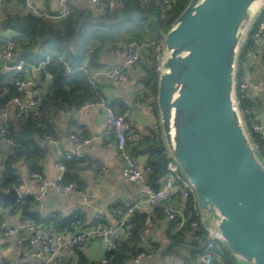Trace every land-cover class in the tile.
<instances>
[{
	"label": "water",
	"instance_id": "water-1",
	"mask_svg": "<svg viewBox=\"0 0 264 264\" xmlns=\"http://www.w3.org/2000/svg\"><path fill=\"white\" fill-rule=\"evenodd\" d=\"M264 0H189L163 34L156 103L166 148L210 237L264 264V157L236 98L241 47ZM14 204L15 187L0 193Z\"/></svg>",
	"mask_w": 264,
	"mask_h": 264
},
{
	"label": "trees",
	"instance_id": "trees-1",
	"mask_svg": "<svg viewBox=\"0 0 264 264\" xmlns=\"http://www.w3.org/2000/svg\"><path fill=\"white\" fill-rule=\"evenodd\" d=\"M188 2L189 0H179L168 7L165 3L163 6H157L154 0L147 4H142L140 0H123V5L113 11L108 9L105 0L98 6L82 9L71 3L72 11L65 18L48 19L31 12H13L8 13L0 21V32L11 30V38L16 45L15 56L9 63L14 66L21 60L25 61L24 70H17L15 67L6 70L4 60L0 59V113L12 104L11 100L15 96L20 95L16 81L23 77L25 68L32 65L39 66L42 63L40 66L42 81H46L47 73L52 75L44 87L46 91L42 97L39 113L27 112L19 118L18 129L9 127L16 143L10 155L1 163L0 193L20 185L24 174L20 168L21 165L27 169L28 174L31 171L42 174L40 160L44 155V148L38 142V138L47 134L49 136L53 132L51 117L54 114L64 112L69 107H82L88 99L103 98L100 86L94 88L88 82L87 74L78 69L82 63L88 60L90 68L99 67L103 65L104 52H108L111 48H120L129 40L163 39V34ZM253 25L255 26V22ZM255 50L256 46L251 39L250 30L239 55L238 80L243 77L242 65L245 59L251 51ZM4 51L5 43L1 42L0 54ZM140 60H142L144 73L138 81L151 92L153 111L158 117L156 103L158 61L152 49L144 52ZM67 68H70L71 72H68ZM5 89L7 91L3 93ZM239 106L242 110L249 106L247 99L240 100ZM251 138L261 152V136L251 132ZM129 144L131 148L127 150L132 158L136 159L141 154L147 155L146 162L151 166L148 183L158 188L166 173V164L169 159L160 125L158 131L151 128V134L142 140L130 141ZM64 162L67 167L66 181L74 182L79 188L78 170L82 168L83 160L73 157ZM3 204L9 205L0 198V205ZM37 204L36 196L31 194L14 205L22 211L23 215L35 219L39 215L32 210ZM183 207L185 214L189 211L193 212L192 219H197L199 226L192 232L191 230L174 232V226L180 219L179 211H176L175 219L170 220L168 224V238L171 240L169 249L172 250L173 245L189 246L193 257L198 250L203 249L210 232L200 219L194 196L190 197ZM134 217L130 238L123 240L114 252L106 254L111 257L110 264H128L135 253L148 250L141 241L145 213L138 211ZM164 218H166L164 205L159 204L155 210L154 222L155 219ZM78 220L83 221L79 215H76L65 219L58 217L52 222L59 231H74L80 226L77 223ZM190 233L193 238L188 239ZM223 247L227 252L223 258L224 264H241L227 247L224 245ZM169 249L166 251H170ZM77 254V264H96L93 261L89 262L80 249L77 250ZM180 257L184 264H192V259L184 253H181ZM218 262V259L213 257L210 264H218ZM98 264L103 263L98 262Z\"/></svg>",
	"mask_w": 264,
	"mask_h": 264
},
{
	"label": "built area",
	"instance_id": "built-area-1",
	"mask_svg": "<svg viewBox=\"0 0 264 264\" xmlns=\"http://www.w3.org/2000/svg\"><path fill=\"white\" fill-rule=\"evenodd\" d=\"M6 0H0V5ZM92 6H98L102 4L104 0H90ZM107 7L110 11L115 10L123 5V0H105ZM152 0H140L142 4H147ZM157 6H163L167 4L171 7L172 3L179 0H154ZM24 7L31 10V12L37 16L48 19H61L67 17L72 11L71 0H61L60 8L54 12L45 11L34 7L32 0H23ZM255 22V26L253 23ZM251 30V39L255 46H260L264 41V4L255 16L249 30ZM247 33V35H248ZM246 35V36H247ZM5 43V51L0 54V59L4 60V68L10 69L12 66L9 62L13 61L15 56V42L12 38H8L0 34V43ZM148 49H152L155 55V59L160 62L162 55L165 51L164 39L147 38L145 40H129L122 44L120 48H111L109 52L116 54L122 62V66H99L90 68L88 66V60L78 68L87 74L88 82L94 87L98 88L102 80L111 81H126L128 75L126 67L131 66L139 62L144 52ZM25 62L22 60L15 65L18 70H24ZM30 67L25 68L23 77L16 81L17 90L20 95L15 96L11 103L15 106L16 116L22 118L27 112L32 114H38L42 103V97L44 90H42L38 84H36L33 75L30 73ZM40 69V67H37ZM68 72H71L70 68H67ZM47 79H51L52 75L47 73ZM252 87H258L253 85L246 77H241L238 80L236 78V98L238 103L240 100L249 98V91ZM260 88V87H259ZM263 95L261 101L264 102V83L261 86ZM7 90L5 89L3 93ZM98 105L104 109L106 120L110 127V133L115 137V145L120 151V155L124 160L122 173L123 176L131 182H138L142 184V190L144 198L141 201H124L121 204V217L120 224L116 227H108L103 223L105 219L103 214L100 213L96 216L97 223L90 224L86 228L75 229L74 231H68L66 233L60 231L48 230L43 224L31 222L26 220L20 223L16 227L5 228L3 222V206L0 205V237L3 239L16 238L26 252L33 256L40 257L39 264H67L66 258H74L78 260L77 250L85 246L89 241L94 238H102L107 244V252H114L123 240L130 238V229L133 227L135 217L134 215L138 211L145 213L144 226L141 234V241L145 244L147 251H140L135 253L129 264H145V261L151 260L157 257L160 253V245L157 242L154 234V216L155 212L153 206H156L160 201L165 202L164 212L170 220L175 219L176 211H179L180 219L174 226V232H181L183 230H194L198 228L199 221L192 219L193 212L185 214L183 212V206L186 201L194 196V191L189 179L185 176L180 168V165L170 156L166 164V173L161 179L160 186L158 188L153 187L148 183V176L151 173V166L145 161L140 162L137 159L132 158L127 150V143L130 140H142L145 136L151 134V129H143L138 131L134 128L126 113H118L103 98L100 99H88L82 107H89ZM6 110V109H5ZM243 119L245 121L246 128L250 132H255L260 136L264 134V125L256 120L252 115V108L247 106L245 109H241ZM1 114L6 115L3 111ZM158 131L159 126L155 125L154 128ZM251 135V134H250ZM49 139L51 136H47ZM102 137V136H101ZM71 141L77 147L88 146L92 143L93 138L87 137L80 133H72L70 135ZM0 141L15 145L16 141L11 136L9 127L5 123H0ZM168 151V150H167ZM169 153V152H168ZM74 157L70 151L60 152V159L54 163L56 176L53 179L52 184L60 195H66L74 190H77V186L74 182L66 181L67 167L65 160H70ZM2 170V164L0 163V172ZM28 178L34 179L38 183L39 199L48 197L47 180L42 174L36 171H31L28 177L22 176L21 183L15 187L18 190V198L15 203L21 202L26 196L30 194L29 190L23 193L21 189H25L27 186ZM84 201L87 204H91L96 197L94 192H84ZM14 203V204H15ZM14 204H9V208H16ZM147 205H152L151 209L144 210ZM144 210V211H143ZM78 224L81 222L78 220ZM38 247V248H37ZM189 246H180L182 252L191 258L192 264H210L213 257L218 259V264H224L223 258L227 252L223 247V244L214 237H208L207 242L204 244L202 250H198L194 256L190 254ZM111 257L103 256L101 262L103 264H110ZM0 264H6V259L3 253L0 252Z\"/></svg>",
	"mask_w": 264,
	"mask_h": 264
},
{
	"label": "crops",
	"instance_id": "crops-1",
	"mask_svg": "<svg viewBox=\"0 0 264 264\" xmlns=\"http://www.w3.org/2000/svg\"><path fill=\"white\" fill-rule=\"evenodd\" d=\"M34 7L45 11L54 12L60 8L61 0H32ZM73 6L78 8H87L92 6L90 0H71ZM23 0H6L0 5V21L8 14L13 12L27 13L31 10L26 9ZM32 13V12H31ZM0 34L10 38L12 31L6 30ZM264 41L255 51H251L242 65L243 77L258 87H252L247 99L252 108L253 117L264 125V102L261 101L264 83ZM102 59L103 66H122L121 60L116 54L109 51L104 52ZM30 73L38 84L44 88L47 83L42 81L40 69L32 65ZM126 72L128 79L126 81L102 80L100 84L101 96L118 113H126L128 119L138 131L159 126L158 117L153 111L151 103L152 94L147 87H144L138 78L144 73L142 60L134 65L127 66ZM260 87V88H259ZM6 115L0 116V123H5L8 127L18 129L20 120L16 116L15 106L11 104L6 110ZM53 132L49 139L47 135L38 138V142L44 148V155L40 160L42 175L47 180L48 197L39 199L38 183L36 180L28 178L27 186L21 189L24 193L29 190V195H35L38 204L32 210L37 213L35 219L23 215L18 208H9L3 204V222L5 228L16 227L26 220L43 224L48 230L59 231L53 224V219L58 217L67 218L79 215L83 221L77 230L86 228L90 224L97 223L96 216L103 214V223L108 227H116L120 224L122 217L120 214L121 204L124 201H141L144 198L142 184L128 181L122 173L124 160L120 151L115 145V137L110 133V127L106 120L104 109L101 106L94 105L89 107H69L64 112L56 113L51 117ZM80 133L93 138L90 145L77 147L70 139L72 133ZM255 133V132H254ZM102 136V137H101ZM261 154L264 157V134L261 136ZM131 142L133 140H130ZM130 141L127 149L131 148ZM14 145L0 141V163L6 159L12 152ZM257 146V145H256ZM258 147V146H257ZM70 151L75 158L83 160L82 168L78 170L79 184L77 190L66 195H60L52 184L56 171L54 163L60 159V152ZM140 162H145L146 154L136 157ZM23 176L28 177L27 169L22 165ZM84 192H94L95 199L91 204L84 201ZM159 204L165 206L164 201ZM153 206L155 212L158 207ZM146 205L144 210L151 209L152 205ZM143 210V211H144ZM170 219H155L153 234L160 245V253L157 257L145 261V264H184L181 257L183 253L180 245H173L170 250L171 240L168 238V224ZM193 231V230H192ZM190 231V232H192ZM66 233L68 231H60ZM193 238L191 233L188 239ZM38 248V247H37ZM170 251H166V250ZM81 252L89 262H101L103 256H106L107 244L102 238H94L81 249ZM0 252L4 254L6 264H39L40 257L33 256L26 252L16 238L3 239L0 237ZM167 252V253H164ZM180 253V254H179ZM67 263L77 264L74 258H66ZM129 264V263H128Z\"/></svg>",
	"mask_w": 264,
	"mask_h": 264
},
{
	"label": "clouds",
	"instance_id": "clouds-1",
	"mask_svg": "<svg viewBox=\"0 0 264 264\" xmlns=\"http://www.w3.org/2000/svg\"><path fill=\"white\" fill-rule=\"evenodd\" d=\"M10 38H11V37H10ZM21 61H22V60H21ZM23 61H24V60H23ZM139 61H140V60H139ZM24 62H25V61H24ZM84 62H85V61H84ZM84 62H83V63H84ZM83 63H82V64H83ZM41 65H42V63L39 64V66H37V67H40ZM12 66H13V65H12ZM101 66H103V65H101ZM14 67H15V65H14ZM31 67H32V66H30V68H31ZM158 67H159V63H158ZM12 68H13V67H12ZM15 68H16V67H15ZM10 69H11V68H10ZM16 69H17V68H16ZM6 70H7V69H6ZM17 70H18V69H17ZM46 76H47V75H46ZM47 81H48V79H47ZM209 235H210V234H209Z\"/></svg>",
	"mask_w": 264,
	"mask_h": 264
},
{
	"label": "rangeland",
	"instance_id": "rangeland-1",
	"mask_svg": "<svg viewBox=\"0 0 264 264\" xmlns=\"http://www.w3.org/2000/svg\"><path fill=\"white\" fill-rule=\"evenodd\" d=\"M250 134H251V132H250ZM177 257L179 258V257H180V255H179V256L177 255Z\"/></svg>",
	"mask_w": 264,
	"mask_h": 264
}]
</instances>
